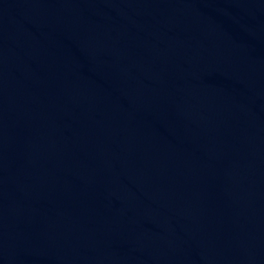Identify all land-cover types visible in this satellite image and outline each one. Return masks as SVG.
<instances>
[{"label": "water", "instance_id": "1", "mask_svg": "<svg viewBox=\"0 0 264 264\" xmlns=\"http://www.w3.org/2000/svg\"><path fill=\"white\" fill-rule=\"evenodd\" d=\"M0 264H264V0H0Z\"/></svg>", "mask_w": 264, "mask_h": 264}]
</instances>
